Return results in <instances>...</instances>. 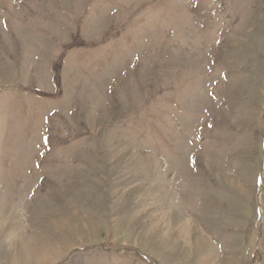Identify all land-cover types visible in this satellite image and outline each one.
<instances>
[{"label":"rangeland","instance_id":"374dc122","mask_svg":"<svg viewBox=\"0 0 264 264\" xmlns=\"http://www.w3.org/2000/svg\"><path fill=\"white\" fill-rule=\"evenodd\" d=\"M0 196V264H264V0H0Z\"/></svg>","mask_w":264,"mask_h":264},{"label":"crops","instance_id":"0c3cea01","mask_svg":"<svg viewBox=\"0 0 264 264\" xmlns=\"http://www.w3.org/2000/svg\"><path fill=\"white\" fill-rule=\"evenodd\" d=\"M17 188H18L17 190L19 191L20 186H18ZM14 190H15V189H14ZM2 191H3V192H4V191L7 192V191H8V188H7V190H4V189H3ZM18 191H17V192H18ZM3 194L5 195V193H3ZM7 195H8V194H7ZM7 195H5V196H6V197H9V195H8V196H7ZM1 198H4V197H1V196H0V199H1Z\"/></svg>","mask_w":264,"mask_h":264}]
</instances>
